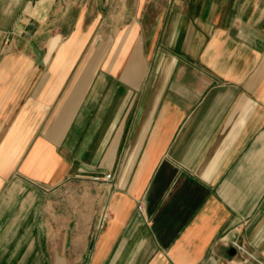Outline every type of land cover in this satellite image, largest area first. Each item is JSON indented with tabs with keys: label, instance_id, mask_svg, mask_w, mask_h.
<instances>
[{
	"label": "crops",
	"instance_id": "crops-1",
	"mask_svg": "<svg viewBox=\"0 0 264 264\" xmlns=\"http://www.w3.org/2000/svg\"><path fill=\"white\" fill-rule=\"evenodd\" d=\"M232 240L264 261V0H0V264Z\"/></svg>",
	"mask_w": 264,
	"mask_h": 264
},
{
	"label": "built area",
	"instance_id": "built-area-1",
	"mask_svg": "<svg viewBox=\"0 0 264 264\" xmlns=\"http://www.w3.org/2000/svg\"><path fill=\"white\" fill-rule=\"evenodd\" d=\"M112 175L110 173L104 175V176H93L92 179L94 181H109L111 180ZM142 204L138 205V209L142 210ZM107 212H104L102 214V217L100 219V226L104 224L105 219L107 218ZM231 244L236 247L240 254V261L243 264H264V261L258 257L254 252H252L250 249L247 248L245 244L242 242H239L237 240H232Z\"/></svg>",
	"mask_w": 264,
	"mask_h": 264
},
{
	"label": "rangeland",
	"instance_id": "rangeland-1",
	"mask_svg": "<svg viewBox=\"0 0 264 264\" xmlns=\"http://www.w3.org/2000/svg\"><path fill=\"white\" fill-rule=\"evenodd\" d=\"M66 193H67V194H70V190H67Z\"/></svg>",
	"mask_w": 264,
	"mask_h": 264
}]
</instances>
